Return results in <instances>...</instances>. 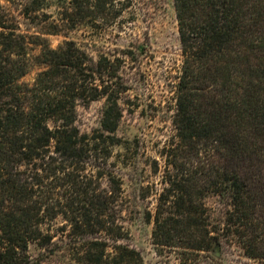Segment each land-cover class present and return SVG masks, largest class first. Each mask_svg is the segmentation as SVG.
Returning a JSON list of instances; mask_svg holds the SVG:
<instances>
[{"label": "trees", "instance_id": "1", "mask_svg": "<svg viewBox=\"0 0 264 264\" xmlns=\"http://www.w3.org/2000/svg\"><path fill=\"white\" fill-rule=\"evenodd\" d=\"M61 1L69 27L92 15L112 18L124 6ZM173 2L182 55L177 141L164 147L165 186L146 218L153 243L186 253L233 240L264 264V0ZM116 72L113 61L94 59L74 40L52 47L40 34L20 32L0 6V264H38L29 243L51 242L44 224L58 215L83 239L79 262L141 264L137 251L116 243L124 232L115 226L112 193L90 188L78 173L91 148L75 126L76 107L104 97L101 129L113 133ZM211 193L225 204L220 224L203 200ZM99 233L114 243L84 237Z\"/></svg>", "mask_w": 264, "mask_h": 264}, {"label": "rangeland", "instance_id": "2", "mask_svg": "<svg viewBox=\"0 0 264 264\" xmlns=\"http://www.w3.org/2000/svg\"><path fill=\"white\" fill-rule=\"evenodd\" d=\"M61 3L0 0L2 11L18 19L20 32L40 34L52 47L74 40L94 59L103 55L117 67L113 88L120 117L116 130L108 133L101 129L104 97L77 105L75 119L91 148L85 161L77 164L78 173L90 188L112 193L115 226H122L124 232L116 243L137 251L141 264H263L247 257L233 240L214 244L207 252L186 253L153 243V219L146 218L153 215L158 193L165 186L164 147L177 141L173 115L182 55L173 0H121L118 6H124L116 16L92 15L74 27L60 20ZM36 71L33 68L24 80L31 82ZM113 141L117 143L111 144ZM203 200L211 222L220 224L225 211L221 197L211 193ZM44 228L52 239L43 245L29 243L34 261L83 264L75 258L83 239L70 234V226L61 215L47 220ZM84 237L114 243L104 233Z\"/></svg>", "mask_w": 264, "mask_h": 264}]
</instances>
